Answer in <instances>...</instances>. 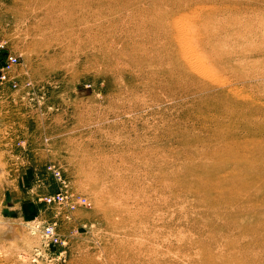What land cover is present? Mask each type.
Masks as SVG:
<instances>
[{"label": "rangeland", "instance_id": "1", "mask_svg": "<svg viewBox=\"0 0 264 264\" xmlns=\"http://www.w3.org/2000/svg\"><path fill=\"white\" fill-rule=\"evenodd\" d=\"M0 264H264V0H0Z\"/></svg>", "mask_w": 264, "mask_h": 264}, {"label": "built area", "instance_id": "2", "mask_svg": "<svg viewBox=\"0 0 264 264\" xmlns=\"http://www.w3.org/2000/svg\"><path fill=\"white\" fill-rule=\"evenodd\" d=\"M16 64V58L14 57H9L7 62H6V69H4L2 72H1V76H2V81H6V75L9 74L11 68L13 66H15ZM54 173L56 175H59V173L55 172V169H53ZM64 201V198L63 196H58L56 198L54 197H49L47 198V204L49 205H52V204H62ZM55 232V228L53 226H47L45 227V235L46 237L48 238L49 241L52 242V244H56L58 243V237H57V234Z\"/></svg>", "mask_w": 264, "mask_h": 264}, {"label": "bare ground", "instance_id": "3", "mask_svg": "<svg viewBox=\"0 0 264 264\" xmlns=\"http://www.w3.org/2000/svg\"><path fill=\"white\" fill-rule=\"evenodd\" d=\"M177 36H179V35H177ZM190 62V61H189ZM55 172H57V173H59L58 172V170L57 169H55ZM225 180V181H224ZM224 180H220V179H217V180H212L211 182L214 184V185H216V186H222V185H225V186H227V185H229L230 187H235V186H238V182H237V178H236V173H233V174H231V176L229 177V178H224ZM245 187V184L242 186V188H244ZM241 188V189H242ZM66 202H65V200L63 201V203H62V205L63 204H65ZM86 203V201L84 200V199H79V205H81V204H85ZM54 205H61V204H54ZM48 226V225H47ZM47 226H45V227H47ZM55 232H57V231H55ZM43 234H44V236L46 237V235H45V228H44V232H43ZM55 234V233H54ZM57 234V233H56ZM55 234V235H56ZM47 238V237H46ZM48 239V238H47Z\"/></svg>", "mask_w": 264, "mask_h": 264}]
</instances>
